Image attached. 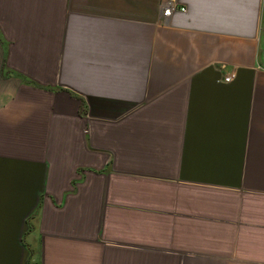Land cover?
<instances>
[{
    "label": "crops",
    "instance_id": "1",
    "mask_svg": "<svg viewBox=\"0 0 264 264\" xmlns=\"http://www.w3.org/2000/svg\"><path fill=\"white\" fill-rule=\"evenodd\" d=\"M263 52L264 0H0V264H264Z\"/></svg>",
    "mask_w": 264,
    "mask_h": 264
},
{
    "label": "built area",
    "instance_id": "2",
    "mask_svg": "<svg viewBox=\"0 0 264 264\" xmlns=\"http://www.w3.org/2000/svg\"><path fill=\"white\" fill-rule=\"evenodd\" d=\"M172 9H173V5H172V3L167 2V3H166V6L163 7V9H162V18L164 19V21L167 20V18H168V16H169L170 12L172 11ZM182 10H184V9L182 8ZM234 75H235V73L231 71V72H229L228 74H226V75L222 78V80H223L224 82H228V81H230V80L234 77Z\"/></svg>",
    "mask_w": 264,
    "mask_h": 264
},
{
    "label": "rangeland",
    "instance_id": "3",
    "mask_svg": "<svg viewBox=\"0 0 264 264\" xmlns=\"http://www.w3.org/2000/svg\"><path fill=\"white\" fill-rule=\"evenodd\" d=\"M262 56L264 57V52L262 53ZM264 59V58H263Z\"/></svg>",
    "mask_w": 264,
    "mask_h": 264
}]
</instances>
